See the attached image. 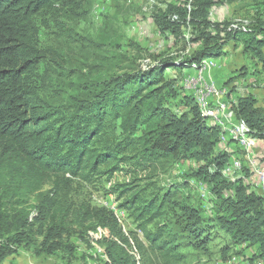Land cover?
Returning <instances> with one entry per match:
<instances>
[{
  "label": "trees",
  "instance_id": "obj_1",
  "mask_svg": "<svg viewBox=\"0 0 264 264\" xmlns=\"http://www.w3.org/2000/svg\"><path fill=\"white\" fill-rule=\"evenodd\" d=\"M190 1L166 4L155 17L168 38L184 36L187 27L189 37L193 27L195 51L189 59L111 72L113 58L100 55V63L86 64L90 78L82 91L51 108L36 103L37 73L45 58L41 23L65 11L77 15L85 9L79 15H87L93 2L0 0V264L28 247L38 255L64 252L72 258L77 250L70 240L74 234L88 247L99 244L104 264H187L185 249L201 250L203 231L210 224L200 205L183 202L181 214L173 209L179 203L177 191L192 180L211 193L213 219L230 242L225 253L248 244L256 247L249 256L252 263L264 264V196L250 190L243 175L228 180L224 171L233 154L220 146V128L191 93H177V77L165 76L169 69L183 75L191 63L222 58L230 44H240L242 54L258 66L253 75L263 73L264 83V18L248 16L246 29H233L231 21L212 17L225 0ZM248 69L242 66L226 84L246 77ZM175 96H181V110L167 103ZM234 99L230 113L245 125L249 138L264 140V107L258 97L250 93ZM188 160L198 163L197 168L163 193L148 196L135 181L117 184L121 206L144 240L122 228L117 212L73 192L76 181L92 182L104 175L110 179L118 171L165 172ZM49 182L52 187L42 192Z\"/></svg>",
  "mask_w": 264,
  "mask_h": 264
},
{
  "label": "rangeland",
  "instance_id": "obj_2",
  "mask_svg": "<svg viewBox=\"0 0 264 264\" xmlns=\"http://www.w3.org/2000/svg\"><path fill=\"white\" fill-rule=\"evenodd\" d=\"M185 1L191 2L190 0H155V2L153 0H92L93 8L87 15H79L85 12V9H82L77 15L65 11L48 16L47 24L41 23V45L45 50V58L37 73L36 103L56 108L69 101L72 96L78 95L82 91L83 82L89 81L90 78H88L89 67L86 64L100 63V55L113 58L111 65H116L113 66L111 72L129 71L130 66L148 70L166 60L180 62L189 59L195 51L191 43L193 27L189 37H187V27L184 36L179 34L175 38H168L160 32V28L155 23L156 15L161 12V8L166 7V4L177 3L179 5ZM262 1L225 0V3L219 5L218 10L212 13V17L217 21H231L229 28L246 29L248 26L235 25V20L249 21L248 16L257 15V13L258 16L264 18V3L261 5L255 3ZM247 4L252 5L249 8ZM227 50L225 60L213 59L210 71H220L221 62L230 65L252 62L253 65H247L249 74L246 77L240 76L239 79L232 80L228 84V90L235 86L236 90L230 95L235 97L238 94L247 95L254 92L261 106L264 107L263 73L259 76L253 75L258 66H255L254 60L242 54L240 44L236 46L230 44ZM239 69L238 66L233 73L236 75ZM189 70L187 69L184 73H193ZM224 72L216 78L218 86H221V83L231 76L228 69ZM165 74L167 79L177 77L174 89L178 94L185 92L180 71L169 69ZM233 100L235 101V99H229V102L232 103ZM167 103L175 109L181 110L183 107L181 96L170 97ZM227 135L232 137L230 134ZM225 142L220 145L224 149ZM238 154L237 157L242 160L243 164L245 160L249 163L246 151L238 148ZM197 166L198 163L188 160L183 164L170 167L165 172L162 170L137 173L118 171L110 179L104 175L95 177L92 182L76 181L73 184V192L78 198L88 200L93 205L104 206L117 212L122 228L126 232H137L144 240L143 234L137 229L129 212L121 206L124 199L118 196V191L115 189L117 184L135 181L139 188L147 189L148 196H152L156 192L163 193L171 184L182 182L187 174ZM244 167L241 173L238 172V177L243 175ZM261 169L264 170V168ZM51 187L52 182H49L41 191H47ZM206 188L207 186L192 180L188 187L185 186L177 191L179 203L173 208L175 212L181 214L183 202L200 205L205 210V220L210 223L203 231L206 242L201 250L195 251L191 247L185 249L188 254L187 264H258L259 261L252 263L249 259L251 251L256 249L255 246L236 245L225 253L226 246L230 244L229 238L225 236L217 220L213 219L211 193L209 195ZM35 200L36 195L31 196L30 201L33 203ZM70 240L77 246L72 258L66 256L64 252L55 255H38L34 247H28L20 249L12 260L7 261V264H104V253L97 249L99 244L88 247L77 234L72 235Z\"/></svg>",
  "mask_w": 264,
  "mask_h": 264
},
{
  "label": "bare ground",
  "instance_id": "obj_3",
  "mask_svg": "<svg viewBox=\"0 0 264 264\" xmlns=\"http://www.w3.org/2000/svg\"><path fill=\"white\" fill-rule=\"evenodd\" d=\"M155 2V0H153ZM253 22V21H252ZM250 22L247 20L237 19L235 20V25H248ZM234 24V23H232ZM190 28V27H189ZM189 31V29H188ZM213 62V59H206L202 62H193L188 67V69H191L193 73H187L182 78V84L186 91L191 93L197 104L199 105L200 109L202 110L203 114L206 115L210 121L217 125L221 133L223 134V137L227 136V134H230L232 136L233 140H236L238 143H249V141H255V139L249 138L246 131L243 129V127H239L236 124L232 122V120L229 119V125L227 124V118L224 113V106L220 105L217 106L214 104L216 100H213V103H210V109H209V103L207 100H209L210 93H203L201 94V91L198 90V86L200 84V79H202V71L203 76L205 78V89L206 91H215V86L213 84H210L206 80V71L208 66ZM183 76V75H182ZM188 76V80H187ZM215 110V111H212ZM235 128H239L241 134H235ZM246 154L250 158V150L249 147H244ZM243 162L240 159L235 160L225 171V175L231 182H235L238 178V172L243 169ZM256 170V168H255Z\"/></svg>",
  "mask_w": 264,
  "mask_h": 264
},
{
  "label": "crops",
  "instance_id": "obj_4",
  "mask_svg": "<svg viewBox=\"0 0 264 264\" xmlns=\"http://www.w3.org/2000/svg\"><path fill=\"white\" fill-rule=\"evenodd\" d=\"M216 10H218V8H216ZM219 14H220V12H219ZM226 56H224V57H222V58H219V59H222V60H225L226 58H225ZM224 58V59H223ZM224 63V62H223ZM222 62H221V65H219V70L220 71H214V70H212V71H210V69L212 68V66H213V62L208 66V68H207V71H206V80H207V82H209L210 84H213L214 86H215V82L217 83V80H216V78H218L217 76H219L220 75V73H225L224 72V70L225 69H228V72L231 74V76L229 77V78H231V77H233L234 75H235V73H233V71H234V69H236L238 66L241 68L242 67V65L244 66H251V65H253L252 64V62H249L248 64H241V62H239L238 64L237 63H235L236 65H230V64H228V63H225V64H223ZM223 64V65H222ZM247 66V67H248ZM191 70V69H190ZM190 70H189V72H190ZM184 71H186V70H184ZM183 71V72H184ZM192 71V70H191ZM210 71V73L208 74V72ZM191 73V72H190ZM184 75H186L185 73L183 74V76H182V78L184 77ZM228 78V79H229ZM228 79H226L223 83H221L222 85L221 86H228V84H226V82L228 81ZM213 83H212V82ZM236 83H238V82H236ZM252 94H254V92H252ZM245 95V94H244ZM254 95H256V94H254ZM231 97V99H234L235 98V96L234 95H232V96H230ZM209 100H210V96H209ZM214 104H216L217 106H220V105H222V100H216L215 102H214ZM229 106H230V102H229ZM225 117L227 118V116L225 115ZM229 119L230 120H232V122L234 123V124H236L237 126H239V127H243V129L246 131V127H245V125L241 122V121H239L238 119H236V117L232 114V113H229ZM232 137H228V135L227 136H225V137H223V142H225V141H230V139H231ZM255 141H257V140H255ZM260 142H261V144H259L258 146H257V148L255 149V154H254V156H253V151H252V147H249V150H250V158H251V160H249V163L245 160L244 162V165L248 168L247 170L246 169H244V171H243V178H244V182L245 183H247V184H250V190H252V191H255L256 193H258V194H261V195H264V187L262 186V185H257V180H259V170H258V168H256V162L259 164V165H261L263 168H264V140H259ZM238 142H236V140H233L232 142H229V143H226L225 142V150H227V151H229V152H231L232 154H233V156H232V158H231V160H232V163L235 161V160H237V156H239V154H238V148H241L243 151H245V149L244 148H242L241 147V145L240 144H237ZM240 146V147H239ZM222 147V146H221ZM236 158V159H235ZM239 158V157H238ZM257 158V159H256ZM255 159H256V161H255ZM244 167V166H243ZM255 168H256V170H255ZM243 170V169H242ZM241 170V171H242ZM241 171H240V173H241ZM238 174V173H237ZM240 175V174H239ZM261 175H264V170H262L261 169ZM259 188H260V191H259ZM14 258V257H13ZM13 258H11V260L13 259ZM21 258V257H20ZM18 264V263H17Z\"/></svg>",
  "mask_w": 264,
  "mask_h": 264
},
{
  "label": "built area",
  "instance_id": "obj_5",
  "mask_svg": "<svg viewBox=\"0 0 264 264\" xmlns=\"http://www.w3.org/2000/svg\"><path fill=\"white\" fill-rule=\"evenodd\" d=\"M187 80H188V76H187ZM198 90L201 91L202 95L203 93H210V100H207L209 103V109H210V103H213V100H222V105L224 106L223 115L227 116L226 125H229V113L232 112L231 108L229 107V96L233 93L231 92V90H228V86H218L215 82V91H206L205 78L203 76V71H202V79H200ZM235 134H241L239 128H235ZM237 144H240L242 148L252 147V151L255 154V149L259 144H261V142L257 139V141H249V143H237ZM256 168H258L259 170V180H257V185H262L264 187V175H261V168L263 167L256 162Z\"/></svg>",
  "mask_w": 264,
  "mask_h": 264
}]
</instances>
